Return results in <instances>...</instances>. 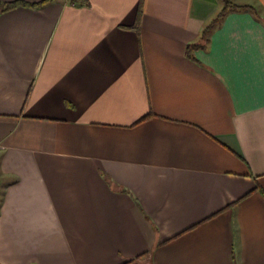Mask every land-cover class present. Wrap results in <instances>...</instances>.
Wrapping results in <instances>:
<instances>
[{
  "label": "crops",
  "instance_id": "obj_1",
  "mask_svg": "<svg viewBox=\"0 0 264 264\" xmlns=\"http://www.w3.org/2000/svg\"><path fill=\"white\" fill-rule=\"evenodd\" d=\"M232 2L0 11V264H264V0Z\"/></svg>",
  "mask_w": 264,
  "mask_h": 264
},
{
  "label": "trees",
  "instance_id": "obj_2",
  "mask_svg": "<svg viewBox=\"0 0 264 264\" xmlns=\"http://www.w3.org/2000/svg\"><path fill=\"white\" fill-rule=\"evenodd\" d=\"M49 1H51V0H42L41 2L34 3V4H27V3L23 2V1H13V2H5V3L4 2H0V11H7V10H10V9H13V8H16V7L22 6V5H29V6H32V7H39V6H43L44 4H46ZM69 1L71 3H73V4H81V5L89 4V0H69ZM222 1L224 3V7L221 10V12L218 14L216 19L214 20V22H213L214 25L217 22H219L227 14V12L229 10H231V9H248V8H250V6H248V5L236 4V3L232 2V0H222ZM135 28H138V25H136ZM210 28H211V26H209V27H207L205 29L204 37L208 34V31H209Z\"/></svg>",
  "mask_w": 264,
  "mask_h": 264
}]
</instances>
